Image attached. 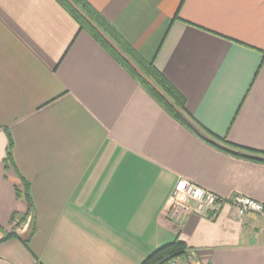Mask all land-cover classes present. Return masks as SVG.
<instances>
[{"label": "crops", "instance_id": "0c3cea01", "mask_svg": "<svg viewBox=\"0 0 264 264\" xmlns=\"http://www.w3.org/2000/svg\"><path fill=\"white\" fill-rule=\"evenodd\" d=\"M86 1L184 97L192 129L56 0H0V241L16 235L0 264H142L175 239L189 264H264L263 217H181L171 200L186 180L264 203V162L206 141L264 153V0Z\"/></svg>", "mask_w": 264, "mask_h": 264}, {"label": "trees", "instance_id": "16d2710c", "mask_svg": "<svg viewBox=\"0 0 264 264\" xmlns=\"http://www.w3.org/2000/svg\"><path fill=\"white\" fill-rule=\"evenodd\" d=\"M56 1L72 16L78 24L79 29L85 31L106 51L174 120L192 129L185 110L184 97L160 74L154 67L153 61L144 60L86 0ZM208 135L210 139L205 138L206 141L230 155L264 162V153H256L230 144L225 139L211 133H208ZM217 143H221L222 146H219ZM10 144L11 140H9ZM257 156H260V158ZM8 160H10V156ZM21 186L23 194L21 195L18 189L17 197H23L28 206H30L29 194L26 190L27 184L22 181ZM15 236V233H10L1 239V241ZM186 254L185 244L181 240L175 239L154 250L143 260L142 264H168L171 259Z\"/></svg>", "mask_w": 264, "mask_h": 264}, {"label": "built area", "instance_id": "2783aa9c", "mask_svg": "<svg viewBox=\"0 0 264 264\" xmlns=\"http://www.w3.org/2000/svg\"><path fill=\"white\" fill-rule=\"evenodd\" d=\"M173 211H179L181 217L190 213L200 217L214 218L225 205L233 208L236 217L243 218L247 214H255L264 218V203L253 201L243 196H235L226 200L189 181L179 180L171 194ZM180 258L169 261V264H189Z\"/></svg>", "mask_w": 264, "mask_h": 264}, {"label": "rangeland", "instance_id": "374dc122", "mask_svg": "<svg viewBox=\"0 0 264 264\" xmlns=\"http://www.w3.org/2000/svg\"><path fill=\"white\" fill-rule=\"evenodd\" d=\"M175 258H176V259H177V258H180V259H183L184 261L187 262V260H188V255L177 256V257H175ZM175 258L171 259L170 261L174 260ZM188 263H189V261H188ZM168 264H169V262H168Z\"/></svg>", "mask_w": 264, "mask_h": 264}]
</instances>
